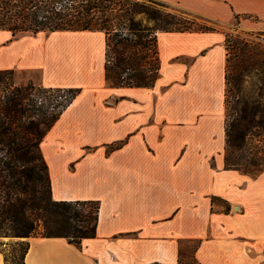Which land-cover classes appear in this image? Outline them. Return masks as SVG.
I'll return each instance as SVG.
<instances>
[{
    "label": "crops",
    "instance_id": "0c3cea01",
    "mask_svg": "<svg viewBox=\"0 0 264 264\" xmlns=\"http://www.w3.org/2000/svg\"><path fill=\"white\" fill-rule=\"evenodd\" d=\"M163 1L264 23V0ZM225 38L159 31L154 85L114 86L104 31L0 28V69L26 72L18 83L79 88L41 141L53 198L100 202L94 236H33L27 264H179L186 239L200 240L201 264H264V171L225 166Z\"/></svg>",
    "mask_w": 264,
    "mask_h": 264
},
{
    "label": "trees",
    "instance_id": "16d2710c",
    "mask_svg": "<svg viewBox=\"0 0 264 264\" xmlns=\"http://www.w3.org/2000/svg\"><path fill=\"white\" fill-rule=\"evenodd\" d=\"M170 6L163 0H0V28L12 30L14 36L102 30L108 82L152 86L160 72L159 31L218 29L203 21L217 20ZM225 44V166L257 175L264 171V43L230 34ZM13 73L0 69V250L8 264L3 237H17L10 242L14 264H27L33 236H65L75 243L94 236L100 202L54 199L41 149L44 135L79 88H66L67 97L59 99L63 87L15 84ZM219 199L213 196V201ZM184 258L181 244L179 264Z\"/></svg>",
    "mask_w": 264,
    "mask_h": 264
},
{
    "label": "rangeland",
    "instance_id": "374dc122",
    "mask_svg": "<svg viewBox=\"0 0 264 264\" xmlns=\"http://www.w3.org/2000/svg\"><path fill=\"white\" fill-rule=\"evenodd\" d=\"M175 8L177 7L173 5L169 7V9L171 10H174ZM203 21H205L208 24H214L215 26H217L218 29L224 30V32L226 33V38L230 34H238L247 39L261 41L264 43V23H262L261 20L256 16H250V15L239 16L237 18H234L230 22L216 21L213 23L206 20ZM26 74H27L26 72H19L14 70L12 76L15 84L26 85L17 82L20 77H25ZM226 86H225V91H226ZM214 203L219 205H225V202L222 199L214 201ZM5 237L3 239L7 240L8 242L4 244L3 247L6 249L9 255L8 264H14V260H13L14 258L11 251L12 246L10 242L16 240L17 237H12V236H5ZM196 245H197V239H186L182 241V248L185 252L184 264H200L194 254Z\"/></svg>",
    "mask_w": 264,
    "mask_h": 264
},
{
    "label": "built area",
    "instance_id": "2783aa9c",
    "mask_svg": "<svg viewBox=\"0 0 264 264\" xmlns=\"http://www.w3.org/2000/svg\"><path fill=\"white\" fill-rule=\"evenodd\" d=\"M61 92H62L63 94L59 96V99L66 98L67 95H68V91L66 90V88H63V89L61 90Z\"/></svg>",
    "mask_w": 264,
    "mask_h": 264
}]
</instances>
